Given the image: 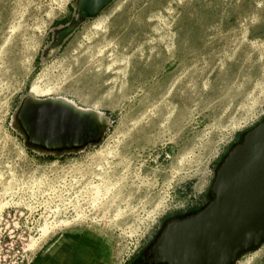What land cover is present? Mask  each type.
Returning <instances> with one entry per match:
<instances>
[{
  "label": "rangeland",
  "instance_id": "rangeland-1",
  "mask_svg": "<svg viewBox=\"0 0 264 264\" xmlns=\"http://www.w3.org/2000/svg\"><path fill=\"white\" fill-rule=\"evenodd\" d=\"M79 1L0 0V192L27 206L0 225V264L65 232L95 234L113 264L134 236L147 258L215 200L218 169L264 122V0H114L51 54ZM30 96L101 115L102 141L31 146L17 120ZM236 264H264V243Z\"/></svg>",
  "mask_w": 264,
  "mask_h": 264
},
{
  "label": "water",
  "instance_id": "water-1",
  "mask_svg": "<svg viewBox=\"0 0 264 264\" xmlns=\"http://www.w3.org/2000/svg\"><path fill=\"white\" fill-rule=\"evenodd\" d=\"M113 1L80 0L76 18L57 34L51 54ZM17 120L29 144L49 152L99 144L107 128L92 111L32 97L24 100ZM212 194L215 200L203 211L166 226L151 249L152 264H236L264 243V122L225 158Z\"/></svg>",
  "mask_w": 264,
  "mask_h": 264
},
{
  "label": "crops",
  "instance_id": "crops-1",
  "mask_svg": "<svg viewBox=\"0 0 264 264\" xmlns=\"http://www.w3.org/2000/svg\"><path fill=\"white\" fill-rule=\"evenodd\" d=\"M140 256L121 264H140ZM109 249L98 236L88 232H65L43 245L31 264H113Z\"/></svg>",
  "mask_w": 264,
  "mask_h": 264
},
{
  "label": "built area",
  "instance_id": "built-area-1",
  "mask_svg": "<svg viewBox=\"0 0 264 264\" xmlns=\"http://www.w3.org/2000/svg\"><path fill=\"white\" fill-rule=\"evenodd\" d=\"M7 190V192L5 193L6 195L3 198V201L1 199L0 196V202H3V204L5 205L3 211L0 213V225L3 224H9L10 222L14 221L15 219V211L17 209H21L24 208L26 209L27 206L25 205V203L23 205H17L14 201H13V195L10 196V194H12V188L9 187V189H5ZM4 192V191H3ZM2 191L0 192V195L3 193ZM7 198V199H6ZM22 206V207H21ZM168 206H163V208H161V212L156 214L157 218L160 215L165 214L166 210ZM158 209L160 210V206H158ZM62 218H68L66 215H63ZM140 240H138L136 237L134 236H127L126 239V243L123 246L122 252L120 254V257L118 259V262H116V264H121V263H125L128 260H130L138 251H140L142 245L139 243ZM32 263V257L31 258H26V259H22L18 264H31Z\"/></svg>",
  "mask_w": 264,
  "mask_h": 264
},
{
  "label": "bare ground",
  "instance_id": "bare-ground-1",
  "mask_svg": "<svg viewBox=\"0 0 264 264\" xmlns=\"http://www.w3.org/2000/svg\"><path fill=\"white\" fill-rule=\"evenodd\" d=\"M102 13V12H101ZM100 13V14H101ZM97 17H99V16H97ZM96 17V18H97ZM95 19V18H94ZM33 92V91H32ZM34 92H39L38 91V89H34ZM34 94V93H33ZM31 97V96H30ZM32 98H33V96H32ZM35 99V98H34ZM53 100H60V101H63V102H65V103H67V104H69V105H71V106H73V107H75L74 105H72V104H70V103H68L67 101H64V100H62V99H53ZM76 108V107H75ZM76 109H78V110H81V109H79V108H76ZM81 111H83V110H81ZM85 112H87V111H85ZM95 113V112H94ZM97 114V113H96ZM98 115V114H97ZM98 117H99V119L101 120V121H104L105 123H107L106 121H105V119H104V117H102L101 115H98ZM96 189L98 188V186H96L95 187ZM6 189H9V187H7ZM7 192V190H5L3 193H6ZM95 200H96V198H95ZM94 203L96 204V202L94 201ZM4 207H5V205L3 204V202H0V208H1V211H0V213L3 211V209H4ZM76 216H78V217H81V215H76ZM71 219V218H70ZM55 223H57V225H65V226H67V224H69V223H71V222H69V218H65V219H59V220H56V221H54ZM72 222H74V221H72ZM70 225V224H69ZM59 227V226H58Z\"/></svg>",
  "mask_w": 264,
  "mask_h": 264
},
{
  "label": "flooded vegetation",
  "instance_id": "flooded-vegetation-1",
  "mask_svg": "<svg viewBox=\"0 0 264 264\" xmlns=\"http://www.w3.org/2000/svg\"><path fill=\"white\" fill-rule=\"evenodd\" d=\"M188 218H190V217H187V218H184V219H177V220H174V221H172V222H175V221H183V220H186V219H188ZM172 222H170V223H172ZM168 224H169V223H168ZM144 250H145V249H140V251H138L133 257H136V256H138V255H141V254L143 253ZM150 253H151V251H150ZM150 253H149V255H148L147 258H145V259H143V260L140 261V264H152L153 260L150 259Z\"/></svg>",
  "mask_w": 264,
  "mask_h": 264
}]
</instances>
